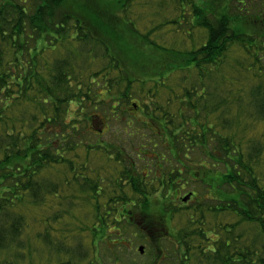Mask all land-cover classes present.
<instances>
[{
	"label": "trees",
	"instance_id": "obj_1",
	"mask_svg": "<svg viewBox=\"0 0 264 264\" xmlns=\"http://www.w3.org/2000/svg\"><path fill=\"white\" fill-rule=\"evenodd\" d=\"M26 1L0 2V250L12 251L6 264H25L32 253L39 255L40 238L51 254L58 253L57 264H77L89 255L96 257L101 242L106 246L123 242L111 231L121 222L113 211L119 213V206L131 197L122 193L104 201L108 189L100 186L97 177L102 179V170L105 176L113 174L99 166L90 168L89 155L100 149L108 156L109 144L97 139L93 145L86 138L95 131L92 124L101 117L100 112H111L110 117L129 113L128 103L140 108L153 123L162 124L161 136L171 155L187 173L201 178L211 197L218 200L210 198L215 205L194 208L189 225L199 224L198 233L209 241L202 229L205 214L221 213L219 239H213L206 252L201 244L190 245L185 234L178 243L179 247L186 244V251L178 253L177 264H189L191 250L203 252L196 256L198 264H264V60L260 57L264 50V1L163 0L143 29L130 16L132 12L134 16L139 0ZM193 33L203 34L205 40L194 39ZM64 39L75 41L77 48L82 46L89 59H103L102 69L88 66V62L76 63L75 49L67 41L66 49L62 48ZM227 56L235 58L234 65L227 62ZM125 60L134 64L136 73L128 69ZM227 66L236 67V73ZM138 82L139 93L146 91L141 96L144 101L132 102ZM72 103L77 108L70 115ZM102 104L108 110L98 109ZM188 111L193 114L186 117ZM126 120L125 132L134 123L131 115ZM83 147L86 157L78 163L80 175L74 170ZM142 147H131V154L141 157L148 150ZM197 150L206 157L193 168L189 160ZM123 154L124 150H118L115 158L125 163L131 156L127 159ZM56 165L74 171L72 179L80 181L76 190L75 185H69L72 205L83 203L76 197L89 188V177L92 179L91 195H87L92 198L85 201L95 206L96 222L87 226L94 230L89 242L84 244L79 238L80 243L71 249L62 232L67 227L59 230L55 225L64 214L73 218L66 208L43 217V228L33 234L35 247L30 237L33 223L27 218L29 209L50 194L54 199L59 195L55 183L52 187L42 171L47 168L56 173L52 170ZM128 168L132 166L125 165L123 172ZM89 169L95 175H90ZM181 173L178 167L175 176ZM126 174L114 184L119 190L126 186ZM132 182L136 189L138 184ZM226 184L228 193L222 189ZM141 193L144 200L135 208L148 213L149 218V196ZM162 207L161 217L166 218ZM226 212L240 219L229 222L222 217ZM240 222L243 227L249 225L250 231L243 228V234L233 233ZM51 228L59 236L53 237Z\"/></svg>",
	"mask_w": 264,
	"mask_h": 264
},
{
	"label": "rangeland",
	"instance_id": "obj_2",
	"mask_svg": "<svg viewBox=\"0 0 264 264\" xmlns=\"http://www.w3.org/2000/svg\"><path fill=\"white\" fill-rule=\"evenodd\" d=\"M2 1L4 0H0V2ZM14 1L23 2V0ZM32 1L34 0H27L26 2L29 3ZM161 1L163 0H139L133 8L135 12L134 16L136 18L133 16V12L132 15H130L133 19H136L138 28L143 29L144 22L148 17H152L151 13L155 11ZM176 1L177 0H175V2ZM141 3L144 5L142 6ZM170 9H173V7ZM172 14L173 13L171 12L169 15ZM193 34L194 39L199 41L205 40V38H203V34ZM170 37H172L171 33ZM62 41L61 45L63 49H66L67 44L75 49L76 63L84 65L88 62V66H93L95 69L97 68L99 70L102 69L101 66L105 64L103 59L100 58L94 60L92 57L89 59V57H86L83 53L84 48H82V46H78V48L75 46V41H71L70 43L66 39ZM66 41L68 42L67 44L65 43ZM52 53L54 55L55 50H53ZM260 57L261 61L264 60V50L260 51ZM129 62L130 61L125 60V64L129 65L128 69H131L134 73L135 69L132 67L133 63ZM227 62L234 65L235 58H233V56L232 58L227 56ZM258 65H260V63ZM227 69L230 70L232 68L227 66ZM236 71L237 68L235 67L231 70V73H236ZM139 85V82L134 84L133 97L130 99L132 102H139L143 100L141 96L146 93V91H143L144 93L142 94L139 93ZM130 100H128V102ZM128 105L129 106H127V108L129 107V113L118 112L115 117H110L111 112H105V116L103 112H100L101 117L96 119V122L92 124V126L96 128L95 131L88 133L86 138L93 145L97 139L99 140V143L104 144L105 146L109 144L108 149L111 154L108 156H105L102 153L103 150L100 149L91 150L89 155V159L91 161L89 164L90 168L94 169L95 166H99V170L106 169L107 172L110 170L113 174L105 176V170H102V179L99 178V176L97 177L100 186L104 189H108V195H106L104 201L107 200L109 196H117V198H119L122 193L131 197V200L126 201L125 203L119 202L124 203L122 207L117 204L120 208V214L113 211L116 213L117 218L121 219V222L116 224L114 227H111V231L115 234H119L120 237L123 238V242L121 241L120 244H116L115 246H106L104 242H101L100 248L98 249L100 251L96 257H91L89 255V257L85 258L83 261L77 259L79 261L77 264H177L179 261L178 253L186 251V244L179 247L178 243L179 240H182L185 234L186 238L191 241L189 242L190 245L193 243L195 245L201 244V248L205 249L206 252H209L208 246H212V240L219 239L220 237L218 232H220L221 226L218 227L217 222L221 213L216 214L213 211H208V213L205 214V225H202V229L211 238L209 241L201 237L198 233V227H200L199 224L194 226H191L192 224L189 225L190 214L192 212L195 213L193 209L197 208L198 205H215L210 198H213L215 202H218L215 198L216 196L211 197L213 194L209 191L208 185L205 184L201 178L197 179L194 175L187 173L182 164L177 162L174 156L171 155L169 146L166 145L167 141L163 139V136H161L163 133L162 124H159L158 122L153 123L146 117L145 113L141 112L140 108L133 107L134 105L131 103H128ZM76 108L77 104L72 103L70 115H72V110H75ZM90 108L92 109L93 106ZM101 108L102 110H108V107L103 104L98 106V109ZM191 112L192 111L186 112V117H188L189 114H193ZM129 115L133 117L134 123L131 125L132 128H128V131L125 132L124 129L126 128V119ZM144 120H147L149 123L145 124L143 122ZM260 128H263L262 124L260 125ZM123 137L125 139H123ZM131 147L133 149L142 147L143 150H148L147 153H142V156L138 157L134 152L131 154ZM121 149L125 152V155L123 154L124 158L128 159L131 156V158L125 163L122 162V160H117L115 158L118 150L121 151ZM194 153L196 154H193V158L191 161L189 160V163L192 164L193 168H196L198 161L205 158L206 154L198 150ZM161 154L165 155L167 159L164 157L162 159L160 156ZM79 155L80 157H78L79 161L77 162V168L74 171L76 174L80 173L81 175V169L78 167V163L81 165V160L86 157L84 147L81 148ZM69 157H72V155L69 154ZM131 160H134L133 163ZM125 165L132 166V168L127 169L128 174L133 176L132 178H128L126 171L123 172ZM223 166L224 165L221 164L219 167L223 169ZM178 167L182 169V173L175 176ZM52 170H55L56 173H49L47 168L42 169L46 181H52V187L55 183V190L57 189L59 195L55 199L52 198V194L48 195L47 200L45 199L46 201L44 200L39 204L32 205L34 207L30 208L27 212V218L33 223V226H31L32 229H30V237L32 236L31 240H33V245L34 247L36 246L33 234H35L37 229L40 230L43 228V226L40 227L43 217H46L48 214H52L53 210L58 211L64 208L68 211L70 210L71 216L73 213V218H69L68 215L66 216L64 214L61 218L62 222L56 221L55 225L59 227V230H62L63 227H67L66 229H63L62 232L66 233V236H68L67 242L71 245L70 249L80 243V241H78L79 238L84 244H86L85 241L89 242L88 238H90V233L94 230L87 228V226L93 224L94 221L96 222V217H94L96 212L94 203H91L90 205V202L88 201V205L85 201V198L87 197L92 198V196H87L88 194L91 195L92 179L89 177V188L85 190L82 195L79 194L76 197L77 202L83 203H81V205H78L77 203L72 205L70 201L72 191L70 190L71 186L69 187V185H75L73 190H76L78 187L77 184H79L80 181L73 180L72 177L74 171L72 172L63 166L60 167L56 165V167L52 168ZM65 171H68L69 174L66 175ZM91 172L95 175L94 170L90 171V175ZM123 174H126L127 176L126 178H123V182H126V186L119 190V188L115 187L114 184L117 179H122ZM68 177L70 179H68ZM94 180H96L95 177ZM132 180H135L138 184L136 189L132 188ZM66 181L67 184H64ZM182 186L184 187L182 188ZM115 188H117V190H114ZM222 189L223 191L226 190V193H228L230 191V186L226 184L222 187ZM141 191L147 193L149 196L150 204L147 207V211L151 212V217L149 218H147L148 213H143L139 211V209L135 208L137 202H142L144 200V196ZM190 191H195L196 195L192 198L189 197L186 201L183 200L184 197L190 193ZM162 204V208L166 210L167 213L166 218L161 217L162 215L160 209ZM49 206H54V208L51 209ZM198 211L200 212V210ZM85 213L86 218L83 217ZM222 217L232 223H236L240 219L237 214L232 212H226L222 215ZM63 221H66L65 226H63ZM248 227L249 225L247 224H244L243 227V223L241 224L240 222L233 227V233L243 234V228H246L249 232L250 229ZM51 235L53 237L59 236L57 233L53 232L52 228ZM176 244L178 246H176ZM38 246L37 251L40 254L34 256L35 253H32L29 255L25 259V264H57L56 255H58V253L53 252L55 255L51 254L50 251L52 252V250L48 246L45 248V244L42 242L41 238L39 239ZM140 246H143L142 252L139 250ZM191 252L192 253L189 254L187 258V262L189 264H198L196 256L198 254L202 255L201 253L203 252L200 250H196L195 252L191 250ZM11 253V250H0V264H6ZM68 255L69 253L66 256L68 257ZM66 258L63 260H66Z\"/></svg>",
	"mask_w": 264,
	"mask_h": 264
},
{
	"label": "water",
	"instance_id": "obj_3",
	"mask_svg": "<svg viewBox=\"0 0 264 264\" xmlns=\"http://www.w3.org/2000/svg\"><path fill=\"white\" fill-rule=\"evenodd\" d=\"M191 194H192V193H189L186 197H184L183 200L186 201V200L190 197ZM139 250L142 252V251H143V246H140V247H139Z\"/></svg>",
	"mask_w": 264,
	"mask_h": 264
},
{
	"label": "flooded vegetation",
	"instance_id": "obj_4",
	"mask_svg": "<svg viewBox=\"0 0 264 264\" xmlns=\"http://www.w3.org/2000/svg\"><path fill=\"white\" fill-rule=\"evenodd\" d=\"M191 192V191H190ZM192 193H196L195 191H192Z\"/></svg>",
	"mask_w": 264,
	"mask_h": 264
}]
</instances>
